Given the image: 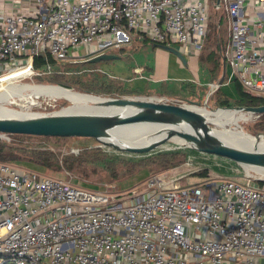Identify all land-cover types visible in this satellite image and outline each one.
I'll use <instances>...</instances> for the list:
<instances>
[{
	"label": "built area",
	"instance_id": "built-area-1",
	"mask_svg": "<svg viewBox=\"0 0 264 264\" xmlns=\"http://www.w3.org/2000/svg\"><path fill=\"white\" fill-rule=\"evenodd\" d=\"M22 1L36 10L0 7V85L51 74L50 59L79 62L73 50L92 59L148 41L200 53L215 7L230 20L226 67L264 97V0ZM228 169L235 174L210 170L192 186L152 178L118 199L0 162V264H264V189L253 183L261 178Z\"/></svg>",
	"mask_w": 264,
	"mask_h": 264
},
{
	"label": "rangeland",
	"instance_id": "rangeland-1",
	"mask_svg": "<svg viewBox=\"0 0 264 264\" xmlns=\"http://www.w3.org/2000/svg\"><path fill=\"white\" fill-rule=\"evenodd\" d=\"M210 14H211L210 32H209L210 34L206 43L205 53H213V59L215 60L216 58L217 61L222 63L221 70L217 72H212L211 70L212 62H210L209 60L200 61L196 56H190L186 54L184 55L186 59L185 60L186 62L184 63V61L175 54L160 47H156L155 44L152 42L134 41L131 45L125 46L122 50H118L114 52L109 51L110 54L120 57L118 59L91 63L89 62L90 59H87L86 57L85 49H82L78 52L73 50L71 52V57H72L71 60L75 59V61L78 60L79 62L76 63L69 61L59 62L60 64L63 65L64 68L68 69V73H65V75H63V77L61 78L53 79V77L51 78L49 77L50 74H44L42 76H35L32 79L20 78L17 79L15 82L5 83L0 86L9 85V84L12 85L29 84L31 86L63 84L72 87V89L77 92L103 97L104 99H109V100L122 99V98L145 99V100L154 98L158 100V98L160 97H155L150 95H140L136 93L134 94L122 93L121 91H114L110 94L88 93L80 87L81 85L80 83L82 81L76 79L82 76L84 71H90V70H95L96 73L99 75H106L109 77H117L119 79H125V77H122L125 74V72H123L124 70L126 69L128 71L132 70L133 72L132 75L135 76L141 75L140 73L135 72V66L137 67L138 64L142 66H147V64H150V65H154L155 67L157 66L160 67L161 70L160 72L157 71L154 75L153 72H146L149 75L146 78H150L149 81L146 79L147 80V82H145L146 85H148L149 83H153L155 81L154 78H156L159 75L157 79L162 78V81H164V84L166 86L171 87L174 90L180 89L182 93L186 92L187 82L194 81L195 83L203 84L205 86L213 83L215 86H217L221 82L222 75L225 72L228 74L229 80L228 79L225 80L222 86L226 90L227 94L230 96L231 106H233L234 108L238 107L235 105V99H236L234 98L235 85L234 82L232 81V77H233L232 70L229 67L224 68L225 67L224 52H226V50L229 48L230 45V30H229L230 20L226 17V13L223 12V9H216L215 7H211ZM220 18H221V24L219 25L218 22ZM220 47L222 49H220ZM219 51L221 52V56L219 55ZM156 84H157L155 85L156 88L154 87L150 89V91L141 90V92L146 94L160 95L161 92L157 90V88L158 86H161V84L160 83L158 84L157 82ZM182 87L183 89H181ZM190 101H193L196 104H198L197 106H192L196 109L204 108L212 112L213 110H217L218 108H220L216 106L213 103V101L209 103L210 99L207 101L205 98L199 100L198 97L194 96L190 99ZM69 104L70 102L64 99H55L42 95H38V96L29 95L25 97L18 96L11 100L6 99L1 102L0 106L4 108H13L17 110L20 109L19 108L20 106H25L24 110H26L27 112L40 113V114H53L61 111L63 108L70 106ZM24 110H20V111H24ZM232 110L233 109L229 111ZM239 115L247 116L250 119L248 121L238 122V124H235L233 123V121L230 120L225 121L220 116H218L220 118H217L215 121L208 119V122L212 124V126L214 127L213 130L215 131L216 130L223 131L226 129H237V130H244L254 136H258L259 133L264 135V132H259L257 130L256 124L260 121L258 115L256 114L252 115L251 113H238L237 116ZM0 138L6 141H11V137L9 135L1 134ZM48 141H50L49 142L50 146L49 147L46 146V147L49 148L51 151L53 152L55 151L58 154H60L59 157L61 162L59 167L43 169L41 167H37V166L35 167L30 164L17 165L16 163H10V162H3V163L14 164L17 165L18 167L34 170L41 174L51 176L53 178L69 180L75 185H79L81 187H85L91 190L92 188H95L93 189L94 191L105 192L114 195L118 199L130 197L133 195L135 191H139L142 188L147 187L148 182L152 178L158 177L160 180H162L161 174L165 172L167 173V171H169V170H160V169L158 170L156 169V167H154V170H152L150 173L148 172V170L144 168H140L139 170L134 172H125L123 168L124 166H126V161L123 158L129 157L130 160L133 161L135 158H137L136 155H148L150 153L137 154V153L126 152L116 149L112 146L105 145L106 143L103 144L97 140H91V139L70 138L65 140L50 139ZM40 142L41 141H33V143L35 144ZM183 150H186L185 152L187 158H189L191 161L189 162L188 165L190 166V169L194 171V173L192 175H186L184 177H181L182 181H179L177 183H180L181 185L184 186H192V185L200 184L204 180V176L202 175L203 174L209 175L211 173L210 170L213 171L212 169H206L205 171L201 167L202 164L205 163L212 164L215 159L217 160V156L201 152L198 149H194L190 147L189 145L183 146L175 142H167V141L158 144V148L153 152H151V154L152 155L157 154L162 151L182 152ZM91 152L92 153L98 152L103 157L108 156L110 157V159L117 160L115 176L113 178L110 177L109 173L106 170L89 163L91 157L88 159L87 162L84 161L77 162V164L72 169H68V167L65 166V160L63 162V155L65 156L70 154L78 155L81 153L82 155L80 154V156L81 157L83 156L82 160H84L85 156L92 154ZM217 164L218 163H215L214 165L216 166ZM224 164H226L228 168L241 169V166L234 161H229ZM211 166H213V164ZM211 166H205V167H211ZM128 170L130 169L128 168ZM171 172H175V170H172ZM249 173L254 177L256 176L258 178H261L260 182L253 181V183L259 184L261 188L264 189V178H262L256 173H252V172ZM183 174L185 173H182L181 171L176 172V175L182 176ZM246 174L248 175V171L245 172L243 175ZM236 181L241 184L246 183L244 178H236ZM162 183L164 184L163 180ZM97 185H99L101 188L99 189V186ZM166 187L169 188L170 186H166Z\"/></svg>",
	"mask_w": 264,
	"mask_h": 264
},
{
	"label": "water",
	"instance_id": "water-1",
	"mask_svg": "<svg viewBox=\"0 0 264 264\" xmlns=\"http://www.w3.org/2000/svg\"><path fill=\"white\" fill-rule=\"evenodd\" d=\"M221 0H217L216 5H220ZM155 46L165 49L186 62L184 54L177 48L168 45L155 44ZM118 56L111 54H103L89 60L91 63L101 61H109L118 59ZM226 68V64L224 63ZM225 74V72H224ZM224 78L218 84H223ZM60 86L72 89L68 85L60 84ZM105 104L111 105H134L140 108V111L134 116L128 118H120L109 114H87V113H53L46 115H38L29 118H0V134L7 135H30L37 137H86L94 138L105 144L102 138L110 136V130L123 123L138 122H163L176 123L181 117L188 121L194 122L203 130V136L192 133H184L190 138L196 146H190L201 152L217 156L213 163H226L234 161L240 166L249 165L264 167V152L261 151H242L226 146L213 134V126L208 122L207 118L200 112L190 108L188 105L197 106L193 101L185 100L186 104H171L159 100L152 99H105ZM218 109H239L246 113L263 114L264 105L259 107H235V108H218ZM217 109V110H218ZM264 136L259 133L257 137ZM116 149L137 153L148 154L158 148L157 144L146 147L120 148L112 144H105Z\"/></svg>",
	"mask_w": 264,
	"mask_h": 264
},
{
	"label": "trees",
	"instance_id": "trees-1",
	"mask_svg": "<svg viewBox=\"0 0 264 264\" xmlns=\"http://www.w3.org/2000/svg\"><path fill=\"white\" fill-rule=\"evenodd\" d=\"M218 23L219 25L221 24V18ZM208 37L200 52V56H199L200 61L209 60L210 62H212V67H211L212 72H217L221 70L222 63L217 61L216 58L215 60L213 59V53H205ZM220 49L222 48L220 47ZM219 55L221 56L220 51H219ZM50 63L55 67L54 71L49 75L50 78L51 77H53V79L61 78L63 77V75H65V73H68V69L64 68L62 64L57 63L52 59H50ZM46 64L47 62L43 60V58H37L34 60V66L36 69H40V68L43 69L45 68ZM80 77L76 79L79 81H82L80 83L81 84L80 87L88 93L110 94L114 91H121L122 93L138 94L135 91L126 89L124 85H122L121 83L117 82L116 80H114L113 78L109 76L97 74L95 70L85 71L83 75ZM222 78H224V81L227 79L229 80L227 73L225 74L223 73ZM232 81H234L235 88L238 93V98L235 99L236 106L238 107H259V106L264 105V97L255 96L247 92L244 89L242 83L237 78L232 77ZM221 86L217 85L215 87L211 95L209 103L213 101V103L220 108H234L233 106H231L230 97H228L221 90ZM199 100H202L201 95H199ZM31 104H34V103H31ZM24 107L25 106H20L19 110H24ZM259 120L260 121L256 124L257 130L259 132H264V113L259 115ZM9 136L11 137V141H6L0 138V162L16 163L17 165L18 164L19 165L30 164L35 167L36 166L41 167L43 169L59 167L60 162H61L60 157H59L60 154H58L55 151L53 152L49 148H47L50 146L49 145L50 141L48 140L50 139L65 140V139H70V138L96 140L94 138H86V137H43V136L37 137V136H30V135H12V134H10ZM148 139H145L144 141ZM33 141H41V142L35 144L33 143ZM164 146H161V147H164ZM42 147H45V148H42ZM185 151L186 150H183L182 152L181 151H162L157 154H153L154 156L151 153L148 155H136L137 158H135L133 161H131L129 157L123 158L126 161V166L123 165L124 166L123 169L125 170V172H134V171L139 170L140 168H144L148 170L149 173L152 170H154V167H156V169L158 170L159 169L169 170L167 171V173L165 172L161 174V179L163 180L165 185H172L174 184V182L182 181L181 177H184L186 175H192L194 173V171H192V169H190V166L188 165L189 162L191 161L189 158H187ZM80 154L78 155L70 154L66 156L63 155V162L65 160V166H67L68 169H72L77 164V162H83V161L87 162L88 159L91 157L89 163L106 170L109 173L110 177L113 178L115 176L117 160L110 159V157L108 156L103 157L98 152L89 154L84 157V160H82L83 156L81 157ZM128 168L130 170H128ZM206 169H212L213 171L211 172H219L223 175L235 174L230 169H228L226 164L224 163L217 164L216 166L213 165L211 167H204L205 171ZM172 170H175V172H171ZM118 171H121V170H118ZM179 171L185 174H183L182 176L176 175V172H179ZM76 186H79V185H76ZM100 188L101 187L99 186V189ZM145 188L146 187L142 188L141 190H144ZM93 189L95 188H92V190Z\"/></svg>",
	"mask_w": 264,
	"mask_h": 264
},
{
	"label": "bare ground",
	"instance_id": "bare-ground-1",
	"mask_svg": "<svg viewBox=\"0 0 264 264\" xmlns=\"http://www.w3.org/2000/svg\"><path fill=\"white\" fill-rule=\"evenodd\" d=\"M11 83V82H4ZM1 84V85H3ZM23 84V83H22ZM22 95H42L55 99H64L70 102V106L56 112L66 113H87V114H109L120 118L134 116L140 111V108L134 105H111L105 104L103 97L80 93L60 85H4L0 86V104L2 101L11 100ZM94 96V97H93ZM152 100H156L152 98ZM193 106V105H192ZM190 108L203 114L207 120L215 121L220 116L225 121L238 122L248 121L250 118L244 115L237 116L238 113H246L239 109H218L212 112L204 108ZM196 106V105H195ZM201 107V106H198ZM228 112V113H227ZM42 115L27 111H20L13 108H4L0 106V118L16 119L29 118ZM110 136L102 138L106 144H112L120 148L133 147L141 148L152 144H161L165 141L175 142L179 145L196 146V144L184 133H192L203 136V130L194 122L184 118H179L176 123L163 122H138L123 123L111 129ZM213 134L228 147L242 151H261L264 152V136H254L244 130L226 129L223 131L213 130ZM149 138V139H148ZM145 139H148L144 141ZM248 171V176L254 177L249 172L256 173L264 178V167L244 165ZM247 175V174H246ZM245 175V176H246Z\"/></svg>",
	"mask_w": 264,
	"mask_h": 264
},
{
	"label": "crops",
	"instance_id": "crops-1",
	"mask_svg": "<svg viewBox=\"0 0 264 264\" xmlns=\"http://www.w3.org/2000/svg\"><path fill=\"white\" fill-rule=\"evenodd\" d=\"M12 2H13V4H12ZM35 6L36 5L34 3L24 2L22 0H0V7L13 8L15 11H18V12L21 11V12L26 13L27 11H35L36 10ZM178 49L184 55L188 54L190 56H196L198 58V60H200V57H199L200 53H193L192 51L188 50L184 46H179ZM112 52H114V51H112ZM108 54H110V53H108ZM132 67H134V66H132ZM160 70L161 69L158 66L155 67L154 65H150V64H147V66H142V65L138 64L137 67L135 66V72L140 73L141 75H136V76L132 75L133 74L132 70L128 71L126 69L123 71V72H125V74L122 76V77H125V79H119L117 77H111V78H113L117 82L124 85L126 89L131 90V91H135L140 95H150V96H155V97H166V98H172V99H180L182 101L190 100L194 96L199 98V95H201L202 99H204V98L206 99V97L208 96L209 91H210L209 90V84L205 86L203 84L195 83L194 81L193 82H187L186 92H184V93H182L180 91V89L174 90L171 87L166 86L164 84V81H162V78L157 79V77H159V75L156 78H154L155 81L153 83H149L148 85H146L145 82H147V80L148 81L150 80V78H146L149 76L146 72H153V75H154L157 71L160 72ZM1 74H2V71H0V75ZM156 82L158 84L159 83L161 84V86H158V88H157V90H159L161 92L160 95L146 94V93L141 92V90H145V91L149 90L150 91V89H152L154 87L156 88V86H155V85H157ZM234 85H235V83H234ZM182 86H184V85H182ZM181 89H183V87ZM221 90L228 97H230L227 94V92L223 86H221ZM234 93H235L234 98L237 99L238 93L236 91V88H235ZM182 96H184L185 98Z\"/></svg>",
	"mask_w": 264,
	"mask_h": 264
},
{
	"label": "flooded vegetation",
	"instance_id": "flooded-vegetation-1",
	"mask_svg": "<svg viewBox=\"0 0 264 264\" xmlns=\"http://www.w3.org/2000/svg\"><path fill=\"white\" fill-rule=\"evenodd\" d=\"M26 85H29V84H26ZM29 86H31V85H29ZM25 96H29V95H22V97H25ZM228 113V112H227ZM218 118H220V117H218Z\"/></svg>",
	"mask_w": 264,
	"mask_h": 264
}]
</instances>
